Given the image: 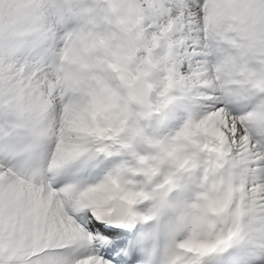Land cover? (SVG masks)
<instances>
[{
	"label": "snow or ice",
	"instance_id": "obj_1",
	"mask_svg": "<svg viewBox=\"0 0 264 264\" xmlns=\"http://www.w3.org/2000/svg\"><path fill=\"white\" fill-rule=\"evenodd\" d=\"M0 264H264V0H0Z\"/></svg>",
	"mask_w": 264,
	"mask_h": 264
}]
</instances>
